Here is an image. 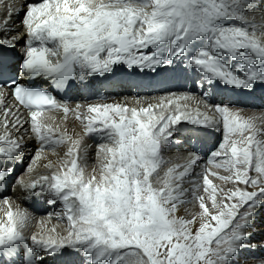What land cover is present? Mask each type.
Here are the masks:
<instances>
[{
  "label": "snow or ice",
  "instance_id": "obj_1",
  "mask_svg": "<svg viewBox=\"0 0 264 264\" xmlns=\"http://www.w3.org/2000/svg\"><path fill=\"white\" fill-rule=\"evenodd\" d=\"M0 7V53L24 41L14 77L0 84V264H46L66 253L81 264H264L251 255L264 210V110L209 100L207 90L264 88V0H23L18 10L0 0ZM118 66L195 78L188 91L155 103L73 105L34 85L87 88ZM69 115L80 133H69ZM186 128L222 130L203 166L198 152L180 151ZM92 134L102 143L90 166ZM33 138L39 147L17 173ZM61 146L58 166L49 161V174L35 175L45 151ZM10 189L59 203L36 224L55 217L63 229L29 234L35 216L13 211Z\"/></svg>",
  "mask_w": 264,
  "mask_h": 264
},
{
  "label": "bare ground",
  "instance_id": "obj_2",
  "mask_svg": "<svg viewBox=\"0 0 264 264\" xmlns=\"http://www.w3.org/2000/svg\"><path fill=\"white\" fill-rule=\"evenodd\" d=\"M29 2H33V0H29ZM6 3L9 5H14L16 7V9H19L20 4L23 3V0H6ZM23 13L21 12L20 16H14L13 17V26H16L19 22V20L22 18ZM0 19H3V8L0 7ZM24 47V41H20V43L17 45V49L15 51L11 50V52L13 53V58H17L20 57L19 56V50L21 48ZM14 66V64L12 65ZM171 74L173 75V78L178 76L177 75V70H172ZM109 78L111 79V82H113L115 85L116 84H120L123 85L126 89V92L121 91L119 93V95H117L115 97V99H113L114 95L111 94L110 98L108 100H106L107 102L111 103V102H123L124 98H132V97H142V98H146L147 101L155 103L157 98L167 95L168 93H182L188 90H184L182 88H167L163 91H160V88L162 87L161 84L158 83V81H155V83H152L150 81L149 78H147L145 76V74L143 72H135V69L129 70L126 69L124 71H119L116 70L113 74H109ZM154 81V80H152ZM148 91H152L149 93H146ZM99 91H97L95 94H93L90 98H86L82 95V88L80 89H76V92L72 93V99L70 100V102L74 105L76 102H83L85 99H87L89 102H97L99 100H101L100 98H96L95 95L98 93ZM222 100H219L217 102H220ZM7 103L11 104L12 103V98L11 96L7 97ZM128 103L130 106H135L133 101L131 99L128 100ZM228 103V102H225ZM233 105L236 106H240L245 108L246 110H252L255 109L257 111L259 110H264V101H261V104L259 106H253V105H244L243 103H232ZM45 116H53L56 120V122H59L62 120L63 116L62 113H45ZM28 125H25V128H27ZM67 128L69 133L72 132L73 129H75V131L77 133L81 132V128L79 126L78 122H73V118L71 117V115H69L68 121H67ZM207 131H209L210 134H208V136H206V141H207V146L206 148L210 147L211 145H213V149L214 147L221 142L222 140V130L221 131H215L212 129H208ZM197 132V134H199V131H194L191 130L190 128H186V130L183 132L182 136L179 138L182 144V148L180 149V151L182 152H188V151H194L190 148V143L187 140L189 134L190 137H194V133ZM93 138H86L85 139V144L90 146L88 149V164L90 166H93L96 164V151H97V145H99L100 143H102V140L99 138L98 134H92L91 135ZM27 147L24 151V159H23V166L22 167H18L17 168V173H19L20 171L23 170V168L27 167V164L29 163V158L31 156H33L35 154V149L39 147L35 146V144H38L37 141L33 138V139H27ZM66 147L61 146L58 147L56 149V154H53L51 151H45L46 153H44V158H42L39 162H38V166H37V172L35 175H42V174H49V169L45 168L43 165L48 164L49 161L52 162V164L57 165L59 164L60 158H62L64 156V153L66 152ZM211 152V151H210ZM176 153V149L173 148L171 151L165 153L166 157H174ZM201 155V154H200ZM202 156V160L200 161V164L203 166L206 164L207 161V157ZM177 163H182L183 161L181 160H177ZM201 169L198 168L197 171H200ZM215 183H219L218 181H215ZM8 195H10L12 197L13 203H14V207H13V211H15V206H19L20 210H27L28 212L32 213L35 216V221L33 222V227L30 229V232H40L41 227H46V228H50L52 226H58V230H62L64 227L63 223H60L58 225L57 220L55 219V217H53L46 225H37L36 221H40L41 219H44L47 217L48 213H56L59 212L61 210V205L59 203L55 204V206L52 208L47 207L46 210L41 211V208H45L48 203L46 202V200L41 197L40 199H34L30 196H25L23 193H20L14 189H10ZM6 206L0 205V209L5 208ZM195 210V209H193ZM179 215H185V211L183 208H181L180 212L178 213ZM3 215V212L0 211V216ZM264 224V210H260L257 214L256 217V225L258 229H260V231H262L261 233V237H262V242H264V226H258V225ZM254 229V228H253ZM253 229L251 230L253 232ZM256 230V229H255ZM254 233V237L258 238L260 237L259 233L253 232ZM258 240V239H257ZM257 243V242H256ZM256 243L252 240V245L253 246V253L251 254L252 256L255 253L260 252L261 247H257L255 246ZM258 244V243H257ZM261 255V254H260ZM264 256V255H262ZM81 260L76 261V263H80ZM46 264H74V263H69V262H63L62 260L59 259V256L56 257V260H53L51 262H49V259L46 260Z\"/></svg>",
  "mask_w": 264,
  "mask_h": 264
},
{
  "label": "rangeland",
  "instance_id": "obj_3",
  "mask_svg": "<svg viewBox=\"0 0 264 264\" xmlns=\"http://www.w3.org/2000/svg\"><path fill=\"white\" fill-rule=\"evenodd\" d=\"M35 146H38V144H35ZM213 150V149H212ZM46 151H49V150H46ZM46 153V152H45ZM258 226H264V224H259ZM256 229V230H255ZM253 232H256V233H259L260 234V237H258V238H255V239H253V241L256 243V245L255 246H257V247H260V245L261 244H264V242L263 243H261L262 242V237H261V233H262V231H260V229H258V228H254L253 229ZM258 239V240H257ZM254 246V245H253ZM261 254V255H260ZM262 255H264V249H261L260 250V252H258V253H255L254 255H253V257H256V258H259V257H261Z\"/></svg>",
  "mask_w": 264,
  "mask_h": 264
}]
</instances>
